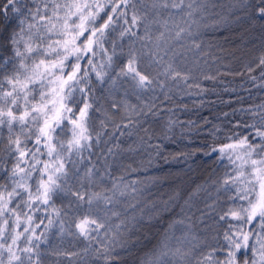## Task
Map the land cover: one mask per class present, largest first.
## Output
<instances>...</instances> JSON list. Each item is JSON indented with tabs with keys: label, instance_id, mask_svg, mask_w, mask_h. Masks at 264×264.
<instances>
[{
	"label": "snow or ice",
	"instance_id": "1",
	"mask_svg": "<svg viewBox=\"0 0 264 264\" xmlns=\"http://www.w3.org/2000/svg\"><path fill=\"white\" fill-rule=\"evenodd\" d=\"M215 6L212 0H0V264H42L41 245L53 226L61 237L82 238L91 261L122 264L143 246V229L165 214L166 229L137 264H264V99L224 113L231 116L225 130L203 117L180 120L177 110L188 111V104L171 94L199 97L192 103L202 108L210 91L203 82L226 75L246 76L264 93V53L242 71L206 70L218 57L205 36L230 22L211 12ZM229 8L264 31V0H234ZM125 84L138 100L152 93L150 101L130 104L125 91L124 99L102 103ZM161 112L167 119L154 126ZM176 129L207 132L203 154L225 168L211 181L215 197L197 208L199 216L193 207L207 191L203 185L187 196L174 191L162 203L146 199L157 179L142 173L161 160L193 155L166 152ZM124 153L130 163L119 159ZM85 160L80 174L76 165ZM112 164L121 174L101 186ZM65 196L74 197L79 213L68 228V213L56 206ZM197 222L206 225L204 236L194 231ZM50 251L66 264L82 259L80 251Z\"/></svg>",
	"mask_w": 264,
	"mask_h": 264
},
{
	"label": "trees",
	"instance_id": "2",
	"mask_svg": "<svg viewBox=\"0 0 264 264\" xmlns=\"http://www.w3.org/2000/svg\"><path fill=\"white\" fill-rule=\"evenodd\" d=\"M212 2L216 6L211 9V12L228 15L230 17V22L221 25L214 31H209L206 34V43L213 45L211 51L215 57H218L215 64L210 63L206 70L213 74L216 73L217 69L221 72L242 71L245 65L254 63L255 59L260 54L264 53V31L260 29L259 25L252 26L249 24L245 18L246 14L244 12H238L236 10L230 11L229 6L234 0H212ZM225 65H227V67H225ZM219 80H223L224 84H220ZM203 83L210 88V91L208 93L207 102L202 108H197L192 103L193 100L200 99L199 97L185 96L183 100H180L175 91L171 93L176 103L181 105L183 103L188 104V111L177 110L180 120L185 122L196 120L199 122L203 117L212 121L213 124H219L226 130L228 127L227 120L230 119L231 116L225 117L224 113H231L233 107L259 103L264 99V93H262L260 89L252 86L250 82H247L246 76H219L215 84L211 81H204ZM225 87H227L229 91H225ZM213 88L214 90H212ZM231 89H236V91L232 92ZM249 90L252 93L251 95L249 94ZM125 91L129 93L127 97L128 102L133 105L140 104L142 101L149 102L153 95L152 93H144L140 100H138L136 96L132 94L130 86L125 84L111 99L102 101V103H105L107 106V104L111 103L113 100L120 101L124 99ZM97 95H100L99 91H97ZM155 95L159 96L161 94L157 91ZM155 102L159 103L158 100ZM172 103L173 101H168V104ZM161 117L163 119L160 121L159 125L154 126L159 127L163 125V120H166L167 116L161 112ZM204 127L210 128L211 125L205 126L201 123V128ZM3 134L6 139V130L3 131ZM65 135H68V133H65ZM207 135L208 133L203 131L197 135L196 130L184 132L183 135H181L180 130L176 129L173 139L166 142V152L175 154L193 153V155L187 160L179 155L177 156V159L172 162L161 160L158 166L151 168L147 173L141 174L142 178L148 176L157 179V182L148 184V189L146 191V199L148 201L162 203L163 201L168 200L169 196L177 190L187 196L191 194L198 185H203L207 188V191L201 192L199 196L196 197L193 207L195 216L200 215L197 208H204L205 201H209L215 197L211 181L217 179L225 171V168L218 161L203 154L205 151L204 145L211 142L204 138ZM121 139L122 141H125L134 138ZM2 144L3 141H0V145ZM122 146L126 147L127 145L123 144ZM93 151L96 152V149ZM4 155V152L0 150V156ZM127 155V153H124L119 158L122 163L127 164L131 162V160L125 159ZM86 163L87 161L85 160L76 165V167L80 169V174H82L84 164ZM101 163L102 162H97L98 168L101 166ZM71 167L72 165L69 164L70 169ZM120 174L118 166L112 164L111 179L102 181L101 186H107L110 184L111 180H115ZM2 178L3 173H0V180H2ZM70 183L75 182L70 181ZM93 190L99 191L100 188L96 187ZM73 200L74 197L65 196L56 201V206L64 209L68 213L65 218V228H68L72 219L79 214L76 210L75 204L71 203ZM195 216L193 219H195ZM167 222V215L165 214L163 218L159 220V223L152 227L144 228L140 233L143 239V246L137 253L125 256L122 264H137V256L141 255L143 251H146L152 244H155L160 238L162 232L166 229ZM212 223L211 220L208 221L209 226H211ZM207 230L210 231V228ZM194 231L198 235L204 236L206 234V225L197 222L194 225ZM47 236L48 243L41 245V252L43 254L41 257L42 264H53L56 260H59L60 264H66L63 257L58 258L51 255L50 250L53 248H62L67 251H80L82 259L73 257L74 260L78 261V264H85V260H89V264H98L96 261H91L88 255L83 253V248L86 242L82 238L77 239L72 236L61 237L56 226L52 227ZM144 237H146V239H144Z\"/></svg>",
	"mask_w": 264,
	"mask_h": 264
}]
</instances>
